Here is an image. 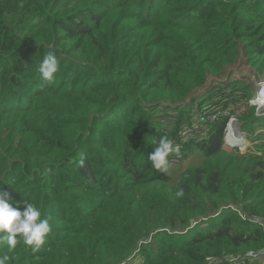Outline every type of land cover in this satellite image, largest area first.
<instances>
[{
  "label": "trees",
  "instance_id": "obj_1",
  "mask_svg": "<svg viewBox=\"0 0 264 264\" xmlns=\"http://www.w3.org/2000/svg\"><path fill=\"white\" fill-rule=\"evenodd\" d=\"M49 51L60 62L51 84L39 72ZM241 54L264 76V0H0V190L52 226L38 252L0 255L264 264V225L246 219L264 218V141L225 148L232 116L264 136L253 84L224 79ZM160 136L181 145L167 174L148 160Z\"/></svg>",
  "mask_w": 264,
  "mask_h": 264
},
{
  "label": "clouds",
  "instance_id": "obj_2",
  "mask_svg": "<svg viewBox=\"0 0 264 264\" xmlns=\"http://www.w3.org/2000/svg\"><path fill=\"white\" fill-rule=\"evenodd\" d=\"M59 67L60 62L55 52L49 51L40 64L39 72L43 80L51 84L56 78ZM263 92L264 89L261 93ZM151 142L154 145L153 151L148 155L151 167L167 174L171 167L170 157H178L182 154L181 145L174 143L167 136H160L158 140ZM175 195L183 197V188L176 191ZM9 199V193L0 190V246L6 245L9 250H15L18 244H23L29 246L33 253L38 252L52 231L49 218L42 214L40 207L26 199L23 210L13 207ZM9 260V255H0V264H9Z\"/></svg>",
  "mask_w": 264,
  "mask_h": 264
},
{
  "label": "rangeland",
  "instance_id": "obj_3",
  "mask_svg": "<svg viewBox=\"0 0 264 264\" xmlns=\"http://www.w3.org/2000/svg\"><path fill=\"white\" fill-rule=\"evenodd\" d=\"M259 79H263L264 77L263 76H258ZM258 98V94L256 93V96L255 98L252 100V101H256V99ZM252 105V103H251ZM236 118V117H235ZM235 127H236V122H235ZM237 127L236 129H240L239 127V121L237 122ZM241 130V129H240ZM234 131V128H233V123L230 124V128H229V133H228V144H225V148L228 149V150H237L238 152L240 153H246V152H249L250 150H253L254 149V146L256 144L262 141H264V136L262 137V139H251L249 137H247L246 133L243 135L242 132H240L242 134V139L239 140L237 138H234L233 140L230 139V133ZM257 134H258V131H257ZM244 136V137H243ZM237 142H242L241 146L237 144ZM237 144V145H236ZM197 156H198V153H194L192 155V157H190L189 159L187 160H183V161H178L177 163H175L174 166H172V172H173V175H177L179 174L182 170H184L185 168H187L188 166L194 164V163H197L196 162V159H197Z\"/></svg>",
  "mask_w": 264,
  "mask_h": 264
},
{
  "label": "water",
  "instance_id": "obj_4",
  "mask_svg": "<svg viewBox=\"0 0 264 264\" xmlns=\"http://www.w3.org/2000/svg\"><path fill=\"white\" fill-rule=\"evenodd\" d=\"M243 63H244V58H243V54H241L239 61H238V64L236 66L228 68V70L224 76V79H227L232 72H234L235 74H238V75L245 76L253 84L254 89H255V93H261L264 89V84H263L262 80H260L256 75H254L248 68L244 67ZM242 66H243V68L241 69ZM239 131L242 132L243 135L245 134L240 129H239ZM246 219H250L253 222L264 225V218H262V217L255 216V215H252V216L247 215Z\"/></svg>",
  "mask_w": 264,
  "mask_h": 264
},
{
  "label": "built area",
  "instance_id": "obj_5",
  "mask_svg": "<svg viewBox=\"0 0 264 264\" xmlns=\"http://www.w3.org/2000/svg\"><path fill=\"white\" fill-rule=\"evenodd\" d=\"M263 77H264V76H263ZM261 80H262V82H263V84H264V78L261 79ZM254 98H255V97H254ZM254 98H253V99H254ZM253 99H252V100H253ZM252 100L250 101V104L252 103L253 106H256L258 115H259V116L264 115V92L258 94V98L256 99V101H252ZM216 118H218L217 115H212V116H211V121H213V120L216 119ZM231 122H234V124H235V122H236V128H238V127H237L238 119L235 118V116H232V117L230 118L229 122H228V125H227V128H226V134H225V144H228V145H230V144L227 142V135H228V133H229V128H230V124H231ZM236 145H237V144H236Z\"/></svg>",
  "mask_w": 264,
  "mask_h": 264
},
{
  "label": "bare ground",
  "instance_id": "obj_6",
  "mask_svg": "<svg viewBox=\"0 0 264 264\" xmlns=\"http://www.w3.org/2000/svg\"><path fill=\"white\" fill-rule=\"evenodd\" d=\"M263 117H264V115H263ZM231 123H233L234 131L229 134L230 135V139L233 140L234 138H237V139L241 140L242 139V134L238 131V129H236L234 122H231ZM228 138H229V136L227 135V142H228ZM237 144L241 146L242 142H237Z\"/></svg>",
  "mask_w": 264,
  "mask_h": 264
},
{
  "label": "crops",
  "instance_id": "obj_7",
  "mask_svg": "<svg viewBox=\"0 0 264 264\" xmlns=\"http://www.w3.org/2000/svg\"><path fill=\"white\" fill-rule=\"evenodd\" d=\"M257 94H258V93H257ZM255 96H256V94H255ZM255 96H254V97H255Z\"/></svg>",
  "mask_w": 264,
  "mask_h": 264
}]
</instances>
